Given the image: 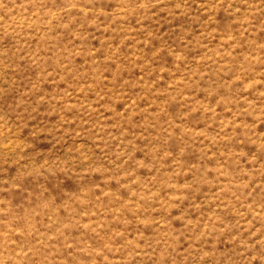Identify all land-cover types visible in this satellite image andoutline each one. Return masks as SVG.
Listing matches in <instances>:
<instances>
[{
    "label": "rangeland",
    "instance_id": "374dc122",
    "mask_svg": "<svg viewBox=\"0 0 264 264\" xmlns=\"http://www.w3.org/2000/svg\"><path fill=\"white\" fill-rule=\"evenodd\" d=\"M0 264H264V0H0Z\"/></svg>",
    "mask_w": 264,
    "mask_h": 264
}]
</instances>
